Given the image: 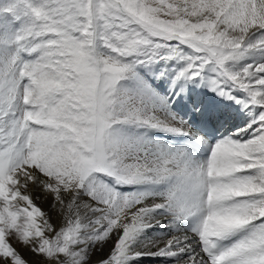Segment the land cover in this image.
I'll use <instances>...</instances> for the list:
<instances>
[{
  "label": "snow or ice",
  "instance_id": "1",
  "mask_svg": "<svg viewBox=\"0 0 264 264\" xmlns=\"http://www.w3.org/2000/svg\"><path fill=\"white\" fill-rule=\"evenodd\" d=\"M144 257L264 264V0H0V264Z\"/></svg>",
  "mask_w": 264,
  "mask_h": 264
},
{
  "label": "bare ground",
  "instance_id": "2",
  "mask_svg": "<svg viewBox=\"0 0 264 264\" xmlns=\"http://www.w3.org/2000/svg\"><path fill=\"white\" fill-rule=\"evenodd\" d=\"M157 86H160V88H164L161 91H159L163 95H168V84L164 81H157ZM187 94L189 97H196L199 99H203L205 101H209L210 98H212L213 102L215 104L221 105L223 110L229 114L230 119L226 122H224L222 125L218 126V129L223 135H226L229 131L234 129L235 126H242L246 117V114L242 112L239 108V105L234 104L232 101L228 100H222V98L217 97L214 93L210 92L207 88L201 87L199 85L195 84H189L187 85ZM188 97V98H189ZM189 99L188 104L186 101L182 100V97H176L175 101L172 103V108L174 111L178 112L180 115H183L186 119H192L190 112H189ZM230 124L233 125V127H229ZM161 134L162 133H156ZM41 207L45 210L49 207V202H44L41 204ZM53 222L59 223L58 219L53 214ZM19 250L25 255V258L29 261L35 262L38 257L33 256L31 253H29L25 248L20 247ZM95 259V257H93ZM141 264H167V261H165L162 258H156V257H144L141 261Z\"/></svg>",
  "mask_w": 264,
  "mask_h": 264
},
{
  "label": "rangeland",
  "instance_id": "3",
  "mask_svg": "<svg viewBox=\"0 0 264 264\" xmlns=\"http://www.w3.org/2000/svg\"><path fill=\"white\" fill-rule=\"evenodd\" d=\"M233 127V126H232ZM236 126L234 125V128H235Z\"/></svg>",
  "mask_w": 264,
  "mask_h": 264
}]
</instances>
